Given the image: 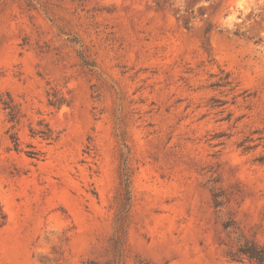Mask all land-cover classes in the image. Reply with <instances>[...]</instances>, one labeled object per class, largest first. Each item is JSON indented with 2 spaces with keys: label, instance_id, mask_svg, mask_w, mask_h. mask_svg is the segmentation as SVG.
Returning <instances> with one entry per match:
<instances>
[{
  "label": "rangeland",
  "instance_id": "374dc122",
  "mask_svg": "<svg viewBox=\"0 0 264 264\" xmlns=\"http://www.w3.org/2000/svg\"><path fill=\"white\" fill-rule=\"evenodd\" d=\"M264 245V0H0V264H248Z\"/></svg>",
  "mask_w": 264,
  "mask_h": 264
},
{
  "label": "trees",
  "instance_id": "16d2710c",
  "mask_svg": "<svg viewBox=\"0 0 264 264\" xmlns=\"http://www.w3.org/2000/svg\"><path fill=\"white\" fill-rule=\"evenodd\" d=\"M231 258L239 263L264 264V245L245 243L231 255Z\"/></svg>",
  "mask_w": 264,
  "mask_h": 264
}]
</instances>
